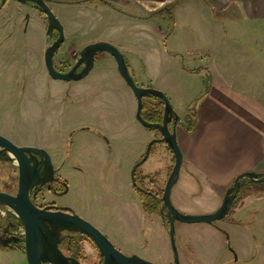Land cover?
<instances>
[{"label": "rangeland", "instance_id": "374dc122", "mask_svg": "<svg viewBox=\"0 0 264 264\" xmlns=\"http://www.w3.org/2000/svg\"><path fill=\"white\" fill-rule=\"evenodd\" d=\"M46 1L67 32L53 58L55 65L65 58L62 51H70L73 58L80 45L96 41L112 43L125 60L132 54L125 46L164 47L169 57L156 55L151 75L141 68L137 77L131 76L137 85L149 84L165 93L179 119L187 116L186 122L192 123L193 100L201 84L195 77L177 76L176 66L190 68L194 57L179 51L201 42L199 30L209 26L222 29V13L214 15L216 21L212 22L215 10L204 0ZM47 25V17L32 2L9 0L0 9V134L17 145L43 148L49 154L67 183L64 194H46L50 200L71 208L122 253L155 264H173L169 225L160 215L143 210L131 185L133 166L159 132L137 121L134 93L110 55L95 60L88 75L78 81L45 79ZM173 48L179 51L175 53ZM79 87L82 93L76 92ZM155 103L152 96L143 98V116ZM162 145L154 143L136 170L140 184L148 187V181H153L151 188L157 193L169 176L162 159L155 157ZM17 188L16 162H1L0 191L14 193ZM231 216L229 212L213 224L176 222L179 264H264V242L258 237V244L244 255V249H239V245L246 248L244 237L238 238V231L230 232L225 223ZM239 223L252 225L249 220ZM139 226L140 235L134 236L133 228ZM183 228L188 235L182 234ZM245 230L247 235L256 233L254 227ZM190 239L204 255L193 248ZM0 264L24 261L0 247Z\"/></svg>", "mask_w": 264, "mask_h": 264}, {"label": "crops", "instance_id": "0c3cea01", "mask_svg": "<svg viewBox=\"0 0 264 264\" xmlns=\"http://www.w3.org/2000/svg\"><path fill=\"white\" fill-rule=\"evenodd\" d=\"M204 1L215 10L212 22L216 21L214 15L222 13V29L209 26L198 31L199 44L185 45L180 51L172 49L175 53L194 55L190 68L176 66L177 76L195 77L201 84L193 100L196 103L192 123L188 124L185 116L184 120L179 119L176 129L183 161L179 178L171 190V201L179 211L187 214L215 211L240 173H264V0ZM123 49L132 53L126 62L134 77L141 68L145 75H151L156 55L169 57V50L164 47L158 50L154 47L127 49L125 46ZM109 55L98 53L95 60ZM45 71V79H49L46 67ZM141 85L149 87V84ZM76 90L82 93L80 87ZM133 100L136 112L135 96ZM155 157L162 159L169 175L174 164L173 152L164 143ZM243 186L248 187L244 193L241 192ZM230 212L232 216L225 223L230 232L238 231V238L239 235L244 237L246 248L239 245V249H244L247 255L258 244V237L264 242V183L245 182ZM248 220L252 225L239 223ZM250 227L256 229L253 236L246 234L245 229ZM133 229L134 236L140 235L141 226ZM185 230H181L184 236ZM189 241L202 254L193 240Z\"/></svg>", "mask_w": 264, "mask_h": 264}, {"label": "water", "instance_id": "95a60500", "mask_svg": "<svg viewBox=\"0 0 264 264\" xmlns=\"http://www.w3.org/2000/svg\"><path fill=\"white\" fill-rule=\"evenodd\" d=\"M17 1L24 3L32 2L47 17L48 40L44 50V64L52 79L71 81L84 78L92 70L95 56L98 53H109L115 59L119 74L131 88L136 98L137 108L135 117L137 121L147 128L156 129L160 134V137L154 138L149 142L145 154L133 166L131 170L133 185L137 186L135 171L148 158L154 143L163 142L173 152L174 164L159 201L161 202L160 215L167 219L169 225V237L174 255V264H179L175 239V223L213 224L216 221L224 219L230 212L240 187L247 181L264 183V173L256 171L240 173L227 188L221 205L211 213L187 214L179 211L171 201V190L179 178L183 161L176 132L179 117L174 112L165 93L151 87L137 85L129 72L128 64L123 53L115 45L107 41H96L85 45L79 51L78 58L69 71H57L53 58L65 40L63 25L54 15L46 0ZM54 30L58 32V37L53 41ZM149 96L160 99L164 104L161 122H149L142 115L143 98ZM0 159L4 161H15L18 167L17 193L13 195L0 192V207H5L8 211L12 212L24 227V251L27 264H43L44 262L52 260L50 258V255H52L50 253L51 251L56 252L53 236L46 224L78 230L87 234L93 239L101 254L108 261L114 260L117 264H155L137 255L127 256L123 254L96 227L75 213L48 212L39 209L35 205L30 196L31 190L39 185H45L52 179L53 173L55 172L50 156L43 148L20 146L0 134ZM137 188L141 189L139 186ZM3 244L6 245L7 243Z\"/></svg>", "mask_w": 264, "mask_h": 264}, {"label": "flooded vegetation", "instance_id": "af4514ba", "mask_svg": "<svg viewBox=\"0 0 264 264\" xmlns=\"http://www.w3.org/2000/svg\"><path fill=\"white\" fill-rule=\"evenodd\" d=\"M8 1L9 0H0V9ZM57 37H58V32L54 30L52 40L53 41L56 40ZM82 48L83 47L79 48L78 51L75 50L73 58L71 57L70 51L68 52L62 51V55H65V58L62 60H58V62L60 61L59 62L60 64H58V62H56V65L54 64L55 69L59 72L69 71L71 67L75 64L78 58L79 51ZM49 77L51 76L49 75ZM71 81H78V80H71ZM71 81H65V82L68 83ZM1 162H6V161L0 159V163ZM54 169L55 172L53 173V177L49 182H47L45 185L42 186L39 185L31 190L30 193L31 199L39 209H43L48 212H63V213L73 214L75 212L71 208L57 204L55 201L50 200V198L46 195L48 193L58 195V194H64L66 192L65 190L67 184L66 180L59 175V171L57 168L54 167ZM138 181L140 180L138 179ZM152 183L153 182L149 180L148 187L143 186V184H141L142 186L139 185L137 186H139L141 188L140 190L145 192L147 196L154 195L159 199L161 196H159L157 192L151 188L153 186ZM133 186L134 185H132V188L134 189ZM0 192H5V191H0ZM16 193L17 190L16 192L10 194L15 195ZM160 217L163 219V221L167 220L165 217L161 215ZM20 224L21 222L12 212L8 211L5 207H0V247L8 248L12 253H14V256L17 258V260L20 261L22 260L24 261V264H27L25 251H24V236L16 234L15 232L16 229L22 226ZM46 225L53 236L52 238L54 241V249L56 252L51 251L50 253L52 255H50L51 256L50 258L52 260L44 262L43 264H117L114 260L108 261L105 258V256L101 254V251L96 246L93 239L87 234L78 230L63 228L52 224L51 225L46 224ZM3 243H7V244L4 245Z\"/></svg>", "mask_w": 264, "mask_h": 264}, {"label": "trees", "instance_id": "16d2710c", "mask_svg": "<svg viewBox=\"0 0 264 264\" xmlns=\"http://www.w3.org/2000/svg\"><path fill=\"white\" fill-rule=\"evenodd\" d=\"M42 14H44L42 11H40ZM45 15V14H44ZM156 100V103L154 105H152L149 109L146 110V117H144V119H146L149 122H161L162 117H163V111H164V104L163 102L154 97ZM143 109H144V104H143ZM143 109H142V115H143ZM137 170V169H136ZM172 170V169H171ZM171 172V171H170ZM135 181L137 183V185L142 186L140 184V182L138 181V178L136 176V171H135ZM151 181V180H150ZM153 182V181H151ZM246 183H251V181H248ZM135 191L138 192L139 194V198L141 201V205L143 210L148 213V214H156V215H160V205L161 202L159 201V199L157 197H155L154 195L152 196H147V194L143 191H141L140 189L137 188V186H133ZM160 192L157 193L159 196L162 195L163 193V189L159 190ZM165 222L168 224V221L165 220ZM22 225V224H20Z\"/></svg>", "mask_w": 264, "mask_h": 264}, {"label": "built area", "instance_id": "2783aa9c", "mask_svg": "<svg viewBox=\"0 0 264 264\" xmlns=\"http://www.w3.org/2000/svg\"><path fill=\"white\" fill-rule=\"evenodd\" d=\"M16 234L24 236V228L21 226L20 228L15 230Z\"/></svg>", "mask_w": 264, "mask_h": 264}]
</instances>
